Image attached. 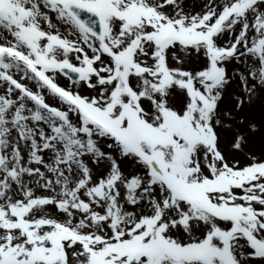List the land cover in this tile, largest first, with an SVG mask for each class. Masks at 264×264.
Returning <instances> with one entry per match:
<instances>
[{"label":"snow or ice","instance_id":"1","mask_svg":"<svg viewBox=\"0 0 264 264\" xmlns=\"http://www.w3.org/2000/svg\"><path fill=\"white\" fill-rule=\"evenodd\" d=\"M257 133L264 0H0V264H264Z\"/></svg>","mask_w":264,"mask_h":264},{"label":"rangeland","instance_id":"2","mask_svg":"<svg viewBox=\"0 0 264 264\" xmlns=\"http://www.w3.org/2000/svg\"><path fill=\"white\" fill-rule=\"evenodd\" d=\"M185 6L186 7H195L198 9L199 7V0H185ZM58 82L62 86H68V81L63 76L58 75ZM232 87H235V83H233ZM251 115H253L257 121L261 118V102L257 101L253 109L251 110ZM254 152L259 153L262 150V147H264V144H262L260 134L257 133L255 137L252 139L250 144L248 145Z\"/></svg>","mask_w":264,"mask_h":264}]
</instances>
